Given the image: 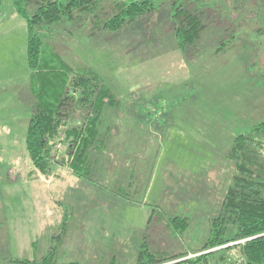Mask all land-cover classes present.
<instances>
[{"label": "rangeland", "instance_id": "rangeland-1", "mask_svg": "<svg viewBox=\"0 0 264 264\" xmlns=\"http://www.w3.org/2000/svg\"><path fill=\"white\" fill-rule=\"evenodd\" d=\"M203 1L205 27L186 50L177 46L169 1L115 32L91 33L93 23L70 20L39 29L45 54L53 46L73 76L97 72L119 100L97 126L107 147L89 148L93 169L78 178L60 163L66 144L50 177L28 156L27 23L3 0L0 264L39 261L51 248L58 263L134 264L146 248L158 258L215 251L210 264L243 259L238 249L219 250L246 239L205 247L240 174L230 156L235 139L264 118V0ZM27 4L34 12L35 1ZM256 152L264 162V147ZM254 176L264 183V167ZM179 216L188 217L186 229L171 222Z\"/></svg>", "mask_w": 264, "mask_h": 264}, {"label": "trees", "instance_id": "trees-1", "mask_svg": "<svg viewBox=\"0 0 264 264\" xmlns=\"http://www.w3.org/2000/svg\"><path fill=\"white\" fill-rule=\"evenodd\" d=\"M28 1L32 0H13L17 13L27 23V56L32 70L30 85L34 103L26 134L28 156L37 172L50 177L56 172L58 146L66 144L67 149L60 163L67 166L76 177L88 178L93 169L89 148L103 152L107 147L97 126L104 109L118 106L119 100L97 72L76 69L73 76L69 64L53 46V52L45 54V42L38 34L39 29L48 26L52 32V25L70 20L80 24L86 21L91 25L93 23L91 33L115 32L158 11L169 1L172 20L176 24L177 46L186 50L200 39L205 27L201 10L209 5L203 0H114L107 5L105 0H34L37 7L31 12L27 7ZM193 3L197 11L192 8ZM2 6L3 0H0V12ZM262 147L264 118L257 122L254 130L235 139L230 156L236 158L240 174L234 178L221 212L212 222V236L205 247L211 249L246 239L243 243L219 250L238 249V258H243L240 261L242 264L243 261L264 264V183L254 176L264 167V162L255 158L258 156L255 150H262ZM64 218L65 226L69 224V216ZM170 220L181 229L188 226V217L179 216ZM232 225H235L234 229ZM226 232H229L228 236H225ZM56 252L51 248L39 261L18 259L17 263L82 264L77 261L58 263ZM214 253L199 254L193 258H185L187 254L158 258L146 248L140 251L138 261L134 264H164L181 258L184 259L170 264H210L208 256ZM236 260L238 262L231 264H240Z\"/></svg>", "mask_w": 264, "mask_h": 264}, {"label": "built area", "instance_id": "built-area-1", "mask_svg": "<svg viewBox=\"0 0 264 264\" xmlns=\"http://www.w3.org/2000/svg\"><path fill=\"white\" fill-rule=\"evenodd\" d=\"M59 149H60V145L58 146V150H59ZM190 257H191V256H190ZM243 264H249V263L243 261Z\"/></svg>", "mask_w": 264, "mask_h": 264}, {"label": "crops", "instance_id": "crops-1", "mask_svg": "<svg viewBox=\"0 0 264 264\" xmlns=\"http://www.w3.org/2000/svg\"><path fill=\"white\" fill-rule=\"evenodd\" d=\"M32 99H33V97H32ZM32 105H33V101H32ZM32 114V113H31ZM11 169V168H10ZM12 169H14V167H12ZM87 222V221H86Z\"/></svg>", "mask_w": 264, "mask_h": 264}]
</instances>
